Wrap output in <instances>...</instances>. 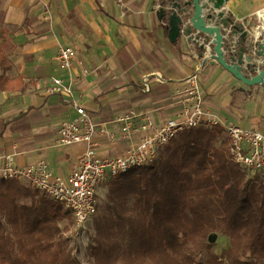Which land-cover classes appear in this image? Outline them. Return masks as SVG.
<instances>
[{"label":"crops","instance_id":"1","mask_svg":"<svg viewBox=\"0 0 264 264\" xmlns=\"http://www.w3.org/2000/svg\"><path fill=\"white\" fill-rule=\"evenodd\" d=\"M261 7L264 0H227L223 10L251 25ZM169 29L156 0H0L7 76L21 80L19 89L0 88V155L11 153L18 165L43 160L55 176L68 177L84 143L58 145L56 131L76 116L73 99L116 133L113 117L129 109L161 123L182 106L184 79L193 71L205 113L264 134V86L243 83L184 36L170 41ZM60 45L76 53L70 69L55 58ZM70 75L73 96L48 90L53 78ZM93 143L102 156L121 155L129 145L99 133Z\"/></svg>","mask_w":264,"mask_h":264},{"label":"trees","instance_id":"2","mask_svg":"<svg viewBox=\"0 0 264 264\" xmlns=\"http://www.w3.org/2000/svg\"><path fill=\"white\" fill-rule=\"evenodd\" d=\"M10 61L0 47V88ZM219 125L183 129L157 159L107 178L86 249L94 264H264V179L228 155ZM62 203L19 179L0 177V264H83ZM228 247L218 255L209 237Z\"/></svg>","mask_w":264,"mask_h":264},{"label":"built area","instance_id":"3","mask_svg":"<svg viewBox=\"0 0 264 264\" xmlns=\"http://www.w3.org/2000/svg\"><path fill=\"white\" fill-rule=\"evenodd\" d=\"M157 1V8L162 0ZM166 7H169L168 5ZM254 23H240L247 30L254 43L253 51L264 49V7L253 13ZM245 23V25H244ZM229 29L226 30L228 35ZM238 34L228 36L224 52L234 50ZM210 50L211 44H206ZM259 46V48H258ZM209 52V51H207ZM198 58H203L196 54ZM60 67L70 69L76 58L71 46L60 45L55 55ZM257 70L264 64V56H254ZM86 72V68H83ZM163 81L160 74L155 75ZM73 77L69 79L55 77L50 82V92H60L73 96ZM183 92L185 98L182 106L171 116H166L157 123L146 114L129 109L113 117L112 122L118 124V132L107 129L106 122L95 121L90 112L75 99L72 104L76 116L64 121L56 131L58 145L84 143L74 169L68 177L55 176L47 162L40 160L27 165L16 164L11 153L0 155V177L25 181L37 190L62 203L73 218V229L83 230L97 210L96 194L101 183L111 176H116L137 166L154 162L159 149L173 136L183 129L195 127L201 123L219 125L229 140L228 155L239 164L249 176L264 179V134L256 129H246L227 117L208 114L203 109L202 93L199 87L198 72L193 71L184 79ZM96 133L104 135L109 141L120 138L129 143L125 152L117 156H102L94 146Z\"/></svg>","mask_w":264,"mask_h":264},{"label":"water","instance_id":"4","mask_svg":"<svg viewBox=\"0 0 264 264\" xmlns=\"http://www.w3.org/2000/svg\"><path fill=\"white\" fill-rule=\"evenodd\" d=\"M227 0H162L158 8L161 17H167L170 23L169 40L174 42L179 36L186 41L198 44L202 52L209 51L208 59L216 61L234 77L247 85L261 84L264 86V68L257 70L254 56L262 55V51H253L252 42L247 30L241 23H236L225 14L223 5ZM169 7H166V6ZM192 7V9H191ZM229 29L228 35L226 30ZM238 34L234 50L224 52L228 36ZM211 44L210 50L206 44ZM259 48V46H258ZM199 53L202 56L204 53ZM207 59H204V63ZM264 67V64L261 65ZM243 69L249 71L244 73ZM215 235H210L212 242Z\"/></svg>","mask_w":264,"mask_h":264},{"label":"rangeland","instance_id":"5","mask_svg":"<svg viewBox=\"0 0 264 264\" xmlns=\"http://www.w3.org/2000/svg\"><path fill=\"white\" fill-rule=\"evenodd\" d=\"M106 196V181H104L97 189L96 201L97 208L105 201ZM72 235V246L74 255L83 263V264H94L91 256L88 254L86 245L93 234V218L87 222L86 227L83 230L73 229V225L70 226V229L67 231ZM215 235L213 243V251L220 255L229 245L228 238L219 233H214Z\"/></svg>","mask_w":264,"mask_h":264}]
</instances>
